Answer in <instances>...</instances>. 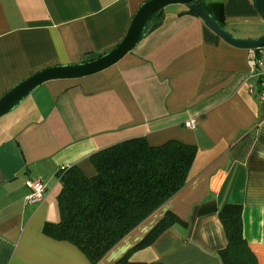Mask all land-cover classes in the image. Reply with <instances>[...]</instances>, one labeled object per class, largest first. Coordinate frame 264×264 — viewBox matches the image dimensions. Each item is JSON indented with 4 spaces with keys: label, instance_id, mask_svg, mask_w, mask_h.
<instances>
[{
    "label": "crops",
    "instance_id": "crops-1",
    "mask_svg": "<svg viewBox=\"0 0 264 264\" xmlns=\"http://www.w3.org/2000/svg\"><path fill=\"white\" fill-rule=\"evenodd\" d=\"M149 0H0V99L53 66L79 64L116 48ZM233 35H264L255 0H204ZM162 23L110 68L39 86L0 119V264H92L73 244L44 233L60 220L58 173L120 142L146 138L198 147L186 187L99 264H115L168 214L182 222L132 259L146 264H223L227 237L215 204L243 207L244 236L264 264V100L250 50L210 30L188 5L164 9ZM195 120L196 127L186 123ZM47 196L31 203L29 182Z\"/></svg>",
    "mask_w": 264,
    "mask_h": 264
},
{
    "label": "trees",
    "instance_id": "trees-1",
    "mask_svg": "<svg viewBox=\"0 0 264 264\" xmlns=\"http://www.w3.org/2000/svg\"><path fill=\"white\" fill-rule=\"evenodd\" d=\"M203 1L200 0L204 5ZM163 13L161 10L154 16V24L162 23ZM189 13L194 14L190 10ZM197 154V146L182 141L152 146L146 138H134L92 155L94 176H88L78 165L61 169L60 220L47 222L45 235L73 244L92 264L101 263L120 242L186 187ZM209 213H218L227 237L226 248L219 252L222 263L258 264L244 236L243 207L226 204L219 209L212 204L200 210L201 215ZM180 222L178 216L168 213L115 264H146L134 261L132 253L152 246L166 230Z\"/></svg>",
    "mask_w": 264,
    "mask_h": 264
},
{
    "label": "water",
    "instance_id": "water-1",
    "mask_svg": "<svg viewBox=\"0 0 264 264\" xmlns=\"http://www.w3.org/2000/svg\"><path fill=\"white\" fill-rule=\"evenodd\" d=\"M256 8L264 17V0H255ZM188 5L190 11L202 18L207 27L228 44L241 49L257 50L264 47V35L244 39L230 33L200 0H149L136 13L125 39L110 52L79 64L59 65L44 69L22 81L0 99V119L19 107L39 86L52 80L78 79L100 73L119 62L135 49L160 22L154 16L170 5Z\"/></svg>",
    "mask_w": 264,
    "mask_h": 264
},
{
    "label": "built area",
    "instance_id": "built-area-1",
    "mask_svg": "<svg viewBox=\"0 0 264 264\" xmlns=\"http://www.w3.org/2000/svg\"><path fill=\"white\" fill-rule=\"evenodd\" d=\"M250 59L255 65V70L249 76L248 79H256L259 82V91L262 100H264V47L257 50H250ZM188 128L194 129L196 127V121L191 120L186 123ZM31 188V194L28 197V201L31 203H41L46 199L48 190L47 184L41 179H36L29 182Z\"/></svg>",
    "mask_w": 264,
    "mask_h": 264
},
{
    "label": "rangeland",
    "instance_id": "rangeland-1",
    "mask_svg": "<svg viewBox=\"0 0 264 264\" xmlns=\"http://www.w3.org/2000/svg\"><path fill=\"white\" fill-rule=\"evenodd\" d=\"M132 257H133V255H132Z\"/></svg>",
    "mask_w": 264,
    "mask_h": 264
}]
</instances>
